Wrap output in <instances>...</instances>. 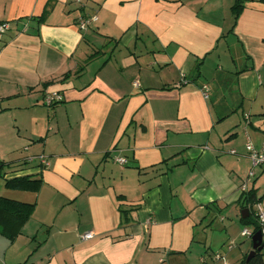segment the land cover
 Returning a JSON list of instances; mask_svg holds the SVG:
<instances>
[{
	"label": "crops",
	"instance_id": "1",
	"mask_svg": "<svg viewBox=\"0 0 264 264\" xmlns=\"http://www.w3.org/2000/svg\"><path fill=\"white\" fill-rule=\"evenodd\" d=\"M234 2L0 0V161L41 179L0 178V196L34 204L16 238L0 233V264L215 263L205 228L240 206L246 136L264 143V2L236 20Z\"/></svg>",
	"mask_w": 264,
	"mask_h": 264
},
{
	"label": "trees",
	"instance_id": "2",
	"mask_svg": "<svg viewBox=\"0 0 264 264\" xmlns=\"http://www.w3.org/2000/svg\"><path fill=\"white\" fill-rule=\"evenodd\" d=\"M243 0H235L234 4L232 5V14L234 19L236 20L238 14L242 9V2ZM264 2V0H261ZM92 53L90 56L94 57ZM199 65V63H198ZM199 73L198 69L196 71L195 78L197 79ZM68 76V73H65L64 77ZM190 79H187L186 76L183 82H189ZM210 95V90H209ZM56 104V103H54ZM52 105V104H51ZM6 164L0 161V178H3L4 186L8 189H16V190H25V191H35L38 190V186H40L41 179L37 177L35 174H24V175H17L12 177H5V173L9 169L8 166L5 170ZM256 189L251 187L247 190L242 191L241 195L238 198V204L240 205L241 210L248 209V215L245 217H240L239 221L242 226L250 227L251 233L260 230L262 225L258 222L254 209L252 205L254 203H258L264 196V193L260 197H256ZM34 204L23 202L19 200H14L5 196H0V233L6 237L8 240H13L16 238L21 231V227L30 217L32 213ZM126 214V212H125ZM124 214V215H125ZM264 247V238L261 241ZM246 254H243V257L240 262L237 264H264V252L263 248L261 250H256L255 254L251 256L248 260H246Z\"/></svg>",
	"mask_w": 264,
	"mask_h": 264
},
{
	"label": "rangeland",
	"instance_id": "3",
	"mask_svg": "<svg viewBox=\"0 0 264 264\" xmlns=\"http://www.w3.org/2000/svg\"><path fill=\"white\" fill-rule=\"evenodd\" d=\"M230 54L233 55L232 52ZM255 186L257 187V193L261 194L264 192V174L258 177ZM259 204L264 207V198L259 201ZM234 209L235 211H233V209L230 207L226 208L222 213V216H224L223 220H220V215H217L215 218H211L212 223L210 222L211 224L205 228L207 235L206 244L210 246L211 251H217L224 254H221L222 257L217 259V261L212 260L210 255H207V257L210 258V262H215L212 264H234L236 262V258L239 256L240 251L243 250V252H249L251 250L252 244L250 237L242 236L241 233H239L243 228L238 219V215L240 214V206L237 205ZM246 228L250 229L249 226H246ZM225 240H233V250L227 251V245L224 243ZM213 253H211V255ZM201 263L198 260H195L192 264Z\"/></svg>",
	"mask_w": 264,
	"mask_h": 264
},
{
	"label": "built area",
	"instance_id": "4",
	"mask_svg": "<svg viewBox=\"0 0 264 264\" xmlns=\"http://www.w3.org/2000/svg\"><path fill=\"white\" fill-rule=\"evenodd\" d=\"M79 1V0H77ZM97 15L96 14H91L89 16L86 17H82L80 18V20L78 21V28L80 30H84L86 29L90 24H92V21H96L97 19ZM9 29V23H7V21H3L0 20V39L2 38V36H4V33ZM182 80L184 81V76L183 74H181ZM202 93V96L207 99L209 98V85L207 83H203L200 86V90ZM60 100H62V97L59 93L57 92H46L43 96V103L46 105H51L54 104L56 102H59ZM245 149L247 151V154L251 160V166L252 169L250 170V172L248 173V177L246 178V180L242 183L241 188L242 191L247 189V185H248V178H250L251 176H253L254 174V168L255 167H260L263 169L264 171V143L259 147L256 148L253 143L251 142V140H249V137L246 136V142H245ZM231 153H234V150H230ZM115 161H117L119 164H122L123 166L125 164L128 163V160L126 158H124L123 156H117L115 157ZM41 162L44 165H47V161L44 157H42ZM253 209H254V213L255 216L258 220V222L262 225V228L260 229L262 231L263 234V238H264V207L262 205H260L259 203H255L253 205ZM251 231L250 229L244 227L243 229H241V235L242 236H247L250 237L251 236ZM94 235V233H92L91 231H87L85 233H83L81 235V239L82 240H88L90 238H92ZM232 247V243L227 245V248L230 249ZM222 256L219 252H215L212 254V259L213 260H217L220 259Z\"/></svg>",
	"mask_w": 264,
	"mask_h": 264
},
{
	"label": "water",
	"instance_id": "5",
	"mask_svg": "<svg viewBox=\"0 0 264 264\" xmlns=\"http://www.w3.org/2000/svg\"><path fill=\"white\" fill-rule=\"evenodd\" d=\"M240 217H245L248 215V209H243L240 212ZM251 239V250L246 254V260H248L253 254H255L256 250H261L263 248L262 240H263V234L261 230H257L253 232L250 236Z\"/></svg>",
	"mask_w": 264,
	"mask_h": 264
}]
</instances>
